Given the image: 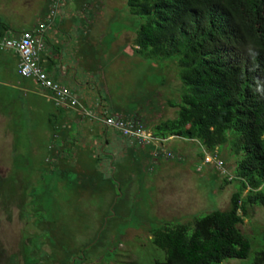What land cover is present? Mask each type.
Returning <instances> with one entry per match:
<instances>
[{"label":"rangeland","instance_id":"374dc122","mask_svg":"<svg viewBox=\"0 0 264 264\" xmlns=\"http://www.w3.org/2000/svg\"><path fill=\"white\" fill-rule=\"evenodd\" d=\"M91 5L95 39L81 49L61 47L77 62L87 52L89 68L76 63L57 79L70 80L77 97L75 85L87 82L79 89L101 98L106 111L135 116L151 133L159 122L175 118L177 108L170 103L179 100L178 67L134 50L133 30L140 20L129 14L125 0ZM45 9L46 0H0V23L10 33L27 31ZM14 79L28 90L35 87ZM5 90L0 87V264H153L163 254L149 231L163 223L192 225L228 209L238 182L227 146L210 153L222 176L212 163H202L209 153L197 142L176 136L156 142V158L148 147H128L111 130L104 137L90 119L88 126L76 124L72 137V128L66 129L67 141H57L52 133H65L50 130L45 116L66 112L29 92ZM237 228L249 253L219 264H250L264 251V207H248Z\"/></svg>","mask_w":264,"mask_h":264},{"label":"trees","instance_id":"16d2710c","mask_svg":"<svg viewBox=\"0 0 264 264\" xmlns=\"http://www.w3.org/2000/svg\"><path fill=\"white\" fill-rule=\"evenodd\" d=\"M125 4L140 20L133 30L134 50L178 67L179 100L170 103L177 108L175 118L153 126L152 135L195 141L208 153L227 146L238 182L227 210L205 214L192 225L163 223L149 231L152 245L163 254L153 264L245 259L249 243L237 225L248 207H264V0ZM250 264H264V251Z\"/></svg>","mask_w":264,"mask_h":264},{"label":"crops","instance_id":"0c3cea01","mask_svg":"<svg viewBox=\"0 0 264 264\" xmlns=\"http://www.w3.org/2000/svg\"><path fill=\"white\" fill-rule=\"evenodd\" d=\"M89 3V8L85 9L82 7L83 2ZM91 2L93 0H71L66 3V5L61 9V17L55 18L53 21V24L47 29L43 36V50L39 54V60L38 65L42 71H44L49 77H51L54 81L59 82L60 84L68 87L73 93L75 92L74 89L70 87V80L68 82L63 81L61 82L58 78L65 77L68 74V71L71 69L69 67H76V63H81L80 65L85 68H89L88 63L90 62V59H88L87 52L83 55L81 53L79 56V62L75 61L73 57L75 55H71L70 57H66L65 54H63V49L69 48V46H75V48H84L85 45L87 46V42L91 41L92 39H95L96 33L93 31L94 27H96V23L92 22V17L94 15L93 7L91 5ZM48 11V1L46 0V9L41 13V16L39 15L37 19V23L43 21L44 18L47 15ZM4 24V23H3ZM36 24L27 30H32L35 28ZM6 25V24H4ZM98 25V24H97ZM7 26V25H6ZM99 26V25H98ZM98 29V28H97ZM0 30H3V36L6 37H15L19 33H10V30L7 26V29L2 28L0 25ZM99 31V30H98ZM1 32V31H0ZM8 33L5 34V33ZM98 33V32H97ZM101 35H97L96 38H102ZM85 41V44H81L80 41ZM80 42V43H79ZM63 47V49H61ZM58 65H57V64ZM16 65H17V55L12 51H2L0 52V87L8 90V91H17L20 93L29 92L34 96L44 98L49 100L51 103L52 101L45 95V93L40 92L35 83L30 79H25L20 77L21 81L30 83L34 89L28 90L22 85H19V82L17 79L15 80L14 77H19L16 73ZM74 73V70H73ZM71 75L72 80H74L75 75ZM7 74V75H4ZM80 84V83H79ZM82 84V83H81ZM87 82H84L83 85H86ZM83 85H75L78 88L79 91V97L74 93V95L77 97L80 105L82 108L86 111H89L90 113L98 114L100 111H103L105 109V106L103 105V101L101 98H96L93 95V98L89 97V95H86L85 92L81 91L79 87H82ZM83 90L85 87H82ZM5 90V91H6ZM83 98L82 100H80ZM53 104V103H52ZM54 107L60 109L61 111L66 112L65 114H54L52 112H49L45 117L48 121L50 130H57L62 129L65 133L59 134V136H56V133H50L51 136H53V139L60 141L59 139L62 138L64 140H68L69 137L74 136L77 133V130L75 129L77 126L85 127L87 125L86 119H90L94 121L95 123L99 124L97 120L83 117L82 114L76 110V109H69L64 107H57L53 104ZM108 108V107H107ZM111 112V110L109 109ZM113 114V113H112ZM3 118V116L1 117ZM86 120V121H85ZM76 124H78L76 126ZM91 126V125H89ZM101 126V125H100ZM102 127V126H101ZM72 128V135L69 134V132H65L66 129L70 130ZM76 130V131H75ZM80 130V129H78ZM101 133L106 136L107 129L100 128ZM113 132V131H112ZM114 134H117L113 132ZM70 135V136H69ZM118 135V134H117ZM169 139V137H167ZM165 138V139H167ZM163 139V140H165ZM124 146V144H123Z\"/></svg>","mask_w":264,"mask_h":264},{"label":"built area","instance_id":"2783aa9c","mask_svg":"<svg viewBox=\"0 0 264 264\" xmlns=\"http://www.w3.org/2000/svg\"><path fill=\"white\" fill-rule=\"evenodd\" d=\"M68 1L71 0H48L47 15L34 29L21 31L15 37L0 36V52H14L17 55V75L32 80L37 89L45 93L55 106L76 109L83 117L97 120L103 128L117 133L120 138L124 139L128 147L151 146V157L156 158L160 148L156 142L161 140L149 133L135 116H117L105 109L98 114L90 113L82 108L77 97L68 87L54 81L40 69L38 60L39 54L43 50V36L53 24L54 19H60L61 9ZM82 7L89 8V3L83 2ZM164 156L169 158L170 154L164 153ZM202 163H212L221 175H225L215 153L212 155L209 153Z\"/></svg>","mask_w":264,"mask_h":264}]
</instances>
